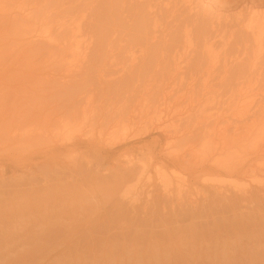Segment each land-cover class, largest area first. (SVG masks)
<instances>
[{
    "label": "rangeland",
    "instance_id": "1",
    "mask_svg": "<svg viewBox=\"0 0 264 264\" xmlns=\"http://www.w3.org/2000/svg\"><path fill=\"white\" fill-rule=\"evenodd\" d=\"M261 34L264 0H0V264H264Z\"/></svg>",
    "mask_w": 264,
    "mask_h": 264
},
{
    "label": "bare ground",
    "instance_id": "2",
    "mask_svg": "<svg viewBox=\"0 0 264 264\" xmlns=\"http://www.w3.org/2000/svg\"><path fill=\"white\" fill-rule=\"evenodd\" d=\"M261 35H262V34H261ZM262 37H264V35H262ZM157 174H158V175H160V174H161V173H160V170H158V171H157Z\"/></svg>",
    "mask_w": 264,
    "mask_h": 264
}]
</instances>
